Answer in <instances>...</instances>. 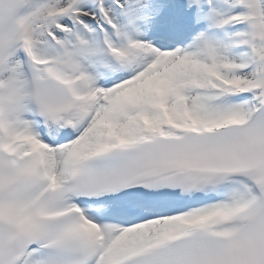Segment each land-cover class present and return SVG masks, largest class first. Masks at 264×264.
I'll use <instances>...</instances> for the list:
<instances>
[{
	"label": "snow or ice",
	"instance_id": "6c2138e0",
	"mask_svg": "<svg viewBox=\"0 0 264 264\" xmlns=\"http://www.w3.org/2000/svg\"><path fill=\"white\" fill-rule=\"evenodd\" d=\"M0 264H264V0H0Z\"/></svg>",
	"mask_w": 264,
	"mask_h": 264
}]
</instances>
